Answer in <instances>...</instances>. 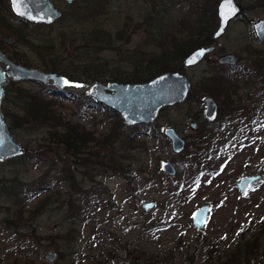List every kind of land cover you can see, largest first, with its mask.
<instances>
[{"label": "rangeland", "instance_id": "rangeland-1", "mask_svg": "<svg viewBox=\"0 0 264 264\" xmlns=\"http://www.w3.org/2000/svg\"><path fill=\"white\" fill-rule=\"evenodd\" d=\"M96 1L99 3L101 0H74L71 3L56 0L63 12L62 16L54 24L31 25L23 22L14 11L11 12L9 0H0V45L15 62L22 64L17 58L23 56L33 60L32 67L49 71V55L41 45L55 43L57 61L61 59L62 67L71 71L74 77L88 79L89 85L95 81H114L110 80V74L113 73L130 74L142 49L156 51L153 43H149L150 47L146 46L150 40L151 24L145 15L151 0H114L108 6V13L97 17L90 14L84 16L82 8ZM174 1L179 3L178 7H172ZM188 1L171 0L170 9L175 10L174 18L178 17V13L183 15L180 10L182 5H191ZM238 1L241 6L247 7V20L236 18L231 21L226 33L214 43V61L205 59L201 64L190 68H186L183 61V73L192 82L191 91L196 89L197 83L201 84L210 71L221 70L220 65H217L220 55L236 54L241 65L255 67L253 53H264V42L255 39L252 26L254 21L264 18V0ZM214 2L215 0H210V5ZM249 19L253 21L250 22ZM95 25L98 26L96 31L103 29L108 32L112 45L103 49L94 46L85 48L84 43H94L92 36L89 35V42L85 37ZM8 37H12L13 42H8ZM55 56L56 54L54 58ZM99 74L101 78L96 79L95 75ZM235 76L239 77L240 82H237L238 94L233 92L230 95L232 100H242L245 105L250 106L251 102L258 99L252 98L254 94H260L264 98L263 81L250 88L247 86V74L239 73ZM17 82L32 92L44 91L40 83ZM87 89L71 88L74 92ZM48 97L55 100L57 109L66 111L68 115L77 109V104L72 100L57 95ZM185 102L183 105L163 108L152 123H157L158 129L145 126L150 124L117 126L114 117L104 110L87 107L81 123L98 137H103L110 133L111 128L118 127L120 134L112 147L118 154L126 146L129 134L135 133L137 140L146 142L139 151L133 153L132 163L135 169L132 168L131 179L115 174L106 175L98 168L99 173L95 179L110 189L111 202L93 210L85 219L78 220V226L73 228L65 226L67 223L63 222L58 203L56 206H49L40 215H31V209L46 194L39 195L22 207L18 204L11 206L9 199L0 195V222L8 220L6 224H0V264H12L15 258L31 259L35 264H238L235 252L238 245L243 247L247 241L251 243L250 248L255 255L264 254V173L261 180L245 195L235 186L245 175L262 173L264 112L260 134L252 137L245 146L237 150L231 149L224 163L222 162L223 165H220L217 176L203 177L204 186L177 196L173 194L175 184L184 178L186 170L180 164L183 159L180 157L177 163L174 162L177 166L174 177L160 171V161L172 160L173 152L170 141L167 146L161 140L163 128L173 126L188 142L205 134L204 131L211 132L216 126L214 122H210L211 127L206 126L199 118L198 112L199 109H204V100L201 108L194 102ZM5 108L7 103L4 100L2 110ZM192 121L198 124L196 130L191 128ZM42 136V131H29L26 128L19 131L18 137L14 136L28 152H25L24 161L15 158L0 161L1 183L14 178L25 181L45 178L54 184L55 190L68 193L71 190L65 182L67 173L75 174L76 181L89 187L92 182V165L79 168L73 163V158L57 157L54 153L44 151L39 146ZM107 148L109 147L97 144L96 151L108 154ZM28 155H31L30 158ZM39 155H42L43 160H38ZM169 199L171 201H167ZM150 200H155L157 205L150 213H146L141 206ZM205 204L211 206L208 221L204 227L197 228L193 223V213ZM21 210L24 212L21 213ZM158 217L164 221L160 225L159 235L153 238L143 237L140 234L143 221ZM14 223L19 227L17 234L13 228ZM22 245H26L27 249H23ZM74 247L82 252L77 254L79 250L74 252ZM49 251L58 253L52 263L45 257Z\"/></svg>", "mask_w": 264, "mask_h": 264}, {"label": "trees", "instance_id": "trees-1", "mask_svg": "<svg viewBox=\"0 0 264 264\" xmlns=\"http://www.w3.org/2000/svg\"><path fill=\"white\" fill-rule=\"evenodd\" d=\"M113 1L101 0L99 3L96 1L88 6L85 5L81 12L84 16L86 14L94 15L93 17L102 16L108 13V6ZM219 1L215 0L214 4L210 5V0H189L187 3H191V5H188V7L182 5L180 12L183 15L181 16L177 11L178 17L174 18L175 10L170 9L171 0H151L150 7L145 15L146 20H149L151 24L150 40L146 46L153 43L156 51H150L148 48L142 49L140 51L141 56L132 66L130 74L127 72L113 73L110 74V80L141 83L150 81L167 71L183 72V61L187 55L199 47L214 43L212 34L215 27L218 26L217 5ZM178 4L174 1L172 7H178ZM246 9L247 7L242 6V12L237 18L247 20ZM249 21L252 22L253 20L249 19ZM96 29H98V26L91 29L90 34H88L89 31L86 33L85 40L89 38V35L94 40V43H84L86 49L91 46L103 49V47L107 48L106 46L113 44L110 43L111 39L108 32L103 31V29L96 31ZM255 39L260 41L256 37ZM87 42H89V39ZM63 45L65 46V43ZM41 47H44L45 52L49 55L50 65L48 70L64 74L73 81V86L58 89L53 84H42L43 92H32L18 85L17 81H11L7 86L5 98L7 108L3 110L9 129L15 137L19 136V131L23 128L29 131H42L43 136L40 140L41 145H39L41 149L54 153L57 157L73 158V163L79 168L92 165L93 171L90 176L92 182L86 188L85 185L76 181L75 174L69 175L64 172L65 182L69 185L71 192L62 193L58 189L55 190L54 184L45 178L34 181L14 178L11 181H5L3 184L0 181V195L9 199L11 206L18 204L21 205L19 207H22L28 205L39 195L46 194L31 209V215H40L49 206H56L58 203L60 204L58 208L63 215V222L67 223L65 226L73 228L78 226V220L85 219L91 215L93 210H98L109 201L111 202L110 189L95 179L99 173L98 168L102 169L101 172L106 175L115 174L130 180L132 168L134 167V163H132L133 153L139 151L146 142L137 140V134L135 133L129 134L126 139V146L123 147L122 153L118 154V151L112 148L120 134L118 127L111 128L110 133L103 135V137H98L94 131L87 129L81 123L87 107L104 110L108 115L114 117L117 126L126 127V124L117 112L97 103L88 96L87 91L74 92L71 90L73 87L86 89L89 87V81L88 79H82L80 76L74 77L71 71H67L62 67L61 59H59L60 62L57 61L58 53L55 43H44ZM77 50L79 51L78 47ZM54 54H56L55 58ZM206 59L211 62L214 61L212 56H207ZM17 61L33 66V60L31 61L23 56H19ZM253 61L256 63L255 67L241 64L237 67L220 66V71H210L203 78L201 84L198 85L199 83H197L196 89L189 93L187 101L200 105V108L206 95L213 96L219 103V117L214 122L216 124L215 128L211 132L204 131L205 134L198 136L193 141H188L184 152L175 154L171 151L172 161L177 163L179 158L182 157V162L179 163L186 170L183 175L184 178L175 184L174 195L180 196L184 192L194 191L197 190L196 188L204 186L203 177L217 176L220 165H223L227 153L231 149L237 150L245 146L252 137L260 134L264 98L260 94H254L252 98L258 99H255L253 103L251 102L250 106L245 105L242 100L235 102L230 98L233 92L238 94L239 83L237 82H240V80L235 75L239 73L248 75L247 86L250 88L261 81L264 82V53H253ZM95 76L96 79L101 78L100 74ZM48 95L62 96L72 100L77 104V109L71 115H68L66 111L57 109L55 100L49 98ZM202 110L199 109V118L203 120L206 126L211 127L212 123L204 118ZM145 126L159 128L157 123ZM161 140H164L166 145L169 146V140L164 135H162ZM97 144L104 148L109 147L107 148L108 154L101 150L96 151ZM26 152H28V149H26ZM25 154L15 157V160L24 161ZM30 156L28 155L29 158ZM37 158L43 160L42 155L37 156ZM167 201H171V199ZM23 212L21 210V213ZM161 219L158 217L155 220L154 218L144 220L140 226V234L143 237L151 236V238L159 235L160 225L164 223ZM4 221L1 222L6 224L8 220L4 219ZM14 225L13 228L17 234L19 227L17 223H14ZM22 247L27 249L26 245H22ZM250 247L252 246L248 241L243 244V247L238 245L234 255L238 259V264H264V254L255 255ZM78 250L77 254L82 252L81 249L76 247L73 249L74 252ZM242 258H244L243 261H241ZM13 261L12 264H35L31 259L26 258H15Z\"/></svg>", "mask_w": 264, "mask_h": 264}, {"label": "water", "instance_id": "water-1", "mask_svg": "<svg viewBox=\"0 0 264 264\" xmlns=\"http://www.w3.org/2000/svg\"><path fill=\"white\" fill-rule=\"evenodd\" d=\"M74 0H67L71 3ZM14 13L36 23L51 24L62 16V11L55 6L53 0H10ZM242 12V6L237 0H220L217 5L218 26L212 34L213 41L219 40L227 31L231 21ZM255 36L264 42V18L254 21ZM8 42H13L8 37ZM216 49L215 44L199 47L193 50L184 59L186 68L201 64L207 56H212ZM240 59L236 54H222L217 59L218 65L236 67ZM4 65V67L2 66ZM10 80L33 81L40 84H53L58 88L72 87L73 82L64 74L44 71L36 67L23 65L12 60L0 48V161L19 157L25 154L24 145L18 141L9 129L8 122L2 110V103L6 94L5 86ZM192 82L181 71H167L154 77L152 80L141 83H127L120 81H95L87 89L89 97L97 103L117 112L126 125L152 124L160 111L167 106L183 104L191 91ZM204 118L215 122L219 117V105L215 98L208 96L204 99ZM191 128L197 129V122H191ZM164 135L171 144L173 153L181 154L186 150L187 140L181 136L173 126L163 128ZM160 171L174 177L177 166L170 159L160 161ZM264 173L246 175L236 182L237 189L247 194L253 185L261 180ZM157 205L155 200L142 203V210L150 213ZM210 205L205 204L193 213L195 227L202 228L207 224ZM58 256L55 251H49L45 257L52 263Z\"/></svg>", "mask_w": 264, "mask_h": 264}, {"label": "flooded vegetation", "instance_id": "flooded-vegetation-1", "mask_svg": "<svg viewBox=\"0 0 264 264\" xmlns=\"http://www.w3.org/2000/svg\"><path fill=\"white\" fill-rule=\"evenodd\" d=\"M10 1V0H9ZM63 1H65V2H67V0H63ZM11 3V2H10ZM53 3L55 4V6L56 7H58L59 9H60V7L56 4V0H53ZM19 17V16H18ZM20 19L23 21V22H26V23H28V24H31V25H46L45 23H36V22H32V21H30V20H27V19H23V18H21L20 17ZM57 20H55L53 23H51V24H54L55 22H56ZM47 25H50V24H47ZM7 42V41H6ZM0 48L12 59V60H14V58H12L11 57V55H9L8 54V52L0 45ZM2 66L4 67V65L2 64ZM28 66V65H27ZM50 72V71H49ZM12 80H10L9 81V83L11 82ZM9 83H8V85H9ZM7 85V86H8ZM47 85H49V84H47ZM7 86H5V90H6V94H5V97H4V100H5V98H6V95H7ZM3 100V101H4ZM236 186V185H235Z\"/></svg>", "mask_w": 264, "mask_h": 264}]
</instances>
